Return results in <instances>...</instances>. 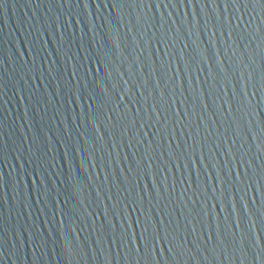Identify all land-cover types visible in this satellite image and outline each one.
Returning a JSON list of instances; mask_svg holds the SVG:
<instances>
[{
    "label": "water",
    "instance_id": "obj_1",
    "mask_svg": "<svg viewBox=\"0 0 264 264\" xmlns=\"http://www.w3.org/2000/svg\"><path fill=\"white\" fill-rule=\"evenodd\" d=\"M0 264H264V0H0Z\"/></svg>",
    "mask_w": 264,
    "mask_h": 264
}]
</instances>
